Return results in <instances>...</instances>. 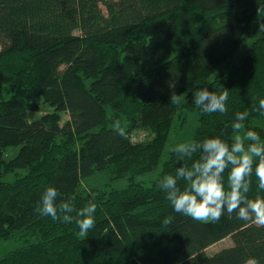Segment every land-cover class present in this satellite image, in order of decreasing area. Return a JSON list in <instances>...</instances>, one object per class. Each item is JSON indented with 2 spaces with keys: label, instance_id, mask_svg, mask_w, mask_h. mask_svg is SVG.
I'll return each mask as SVG.
<instances>
[{
  "label": "trees",
  "instance_id": "trees-1",
  "mask_svg": "<svg viewBox=\"0 0 264 264\" xmlns=\"http://www.w3.org/2000/svg\"><path fill=\"white\" fill-rule=\"evenodd\" d=\"M258 9L264 0H0V242L18 246L0 252V264H264V226L226 211L218 222L173 211L159 180L192 161L171 150L150 185L136 181L161 164L178 113H198L191 141L224 129L231 143L238 111L249 113L246 128L264 123ZM248 37L250 51L235 64ZM205 84L227 89V113L193 103ZM41 100L57 113L31 120ZM60 111L70 115L64 125ZM114 119L126 138L112 129ZM139 128L152 141L133 143ZM10 148L19 151L7 161ZM19 170L26 173L4 180ZM120 179L127 187L109 186ZM252 179L250 197L264 196ZM48 187L57 189V204L95 203L86 236L75 212L64 223L36 211ZM167 216L173 222L165 226ZM226 238L231 246L207 252Z\"/></svg>",
  "mask_w": 264,
  "mask_h": 264
},
{
  "label": "clouds",
  "instance_id": "clouds-1",
  "mask_svg": "<svg viewBox=\"0 0 264 264\" xmlns=\"http://www.w3.org/2000/svg\"><path fill=\"white\" fill-rule=\"evenodd\" d=\"M261 11L264 10L258 9L259 13ZM260 30H264V24L260 25ZM193 95V103L204 113L225 114L228 111L227 89L218 94L209 91L207 86H202ZM170 102L181 103L180 95H171ZM257 111L264 114V99L259 100ZM248 116L247 111L236 112L233 131L241 130ZM112 129L126 138V125L120 119L113 120ZM225 131L222 129L219 135L203 141L193 140L176 145L173 151L179 159H187L192 163L190 166L176 168L174 175H164L159 180L158 187L166 194L175 213L195 221L218 222L226 211L229 216L235 213L242 221L264 226V196L249 195L253 176L257 181V191L264 192V143L253 130H248L243 137L235 136L229 143L222 138ZM58 195L56 188L48 187L43 192L36 211L64 223H72L74 217L71 214L75 212L78 235L86 236L95 225V203L89 202L77 210L74 198L57 204ZM172 222V216L163 220L165 226ZM250 264H259V261L253 260Z\"/></svg>",
  "mask_w": 264,
  "mask_h": 264
},
{
  "label": "rangeland",
  "instance_id": "rangeland-1",
  "mask_svg": "<svg viewBox=\"0 0 264 264\" xmlns=\"http://www.w3.org/2000/svg\"><path fill=\"white\" fill-rule=\"evenodd\" d=\"M102 8H103V11L106 13V9L103 5H102ZM261 24H264V13L257 19V22H256V25L258 27H260ZM253 39L254 37H248L240 45V47L238 48L237 55L234 59L235 64H238L249 53ZM204 86L208 87V84H205ZM38 106H39L38 110L30 113L31 120H36L38 118H41L43 115H52L54 113H57L54 106L42 100L38 102ZM58 114L60 116L61 125H64L70 120V115L68 112L60 111L58 112ZM198 123L199 122H198L197 111L188 113L185 115H181V113H178L174 118L172 130L170 132V135H169V138L166 144L164 155L161 158V164L155 171L148 173L146 175L137 177L136 181L141 182L143 184L150 185L151 182L154 181L158 177L159 173L161 172L162 162L167 157L168 153L171 150H173L176 145L191 141L192 136L196 130V127L198 126ZM248 130L256 131L261 137V142L264 143V123L259 122V121L252 123V125L249 128L243 127L239 131H234L233 139L237 135L243 137ZM153 138H154V134L150 130L145 129V128H139L133 132L131 140L133 143H139V142L152 141ZM18 151H19V148L7 149L5 152V159L7 161L13 159L18 153ZM25 173H26L25 170H19L16 173H6L4 175V180L7 182H12L15 179V177L23 176ZM127 185H128V179H120L118 181L110 183L109 186L111 188L123 189L127 187ZM83 186H85L84 183L79 186V190H81ZM232 244H233L232 239L226 238L214 244L210 248H208L207 252L209 254H213L223 248H227L231 246ZM16 248H18V246L14 242H7V243L0 242V252L2 255H5L8 252L15 250Z\"/></svg>",
  "mask_w": 264,
  "mask_h": 264
}]
</instances>
